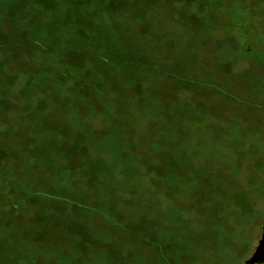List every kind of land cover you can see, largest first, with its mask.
Instances as JSON below:
<instances>
[{"label":"rangeland","instance_id":"1","mask_svg":"<svg viewBox=\"0 0 264 264\" xmlns=\"http://www.w3.org/2000/svg\"><path fill=\"white\" fill-rule=\"evenodd\" d=\"M263 224L264 0H0V264H248Z\"/></svg>","mask_w":264,"mask_h":264},{"label":"water","instance_id":"2","mask_svg":"<svg viewBox=\"0 0 264 264\" xmlns=\"http://www.w3.org/2000/svg\"><path fill=\"white\" fill-rule=\"evenodd\" d=\"M264 261V224L262 226V235L260 240L258 241V245L255 249L254 254L249 260L248 264H256Z\"/></svg>","mask_w":264,"mask_h":264}]
</instances>
